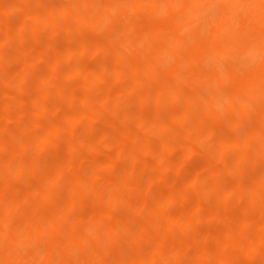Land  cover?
<instances>
[{"label": "bare ground", "instance_id": "1", "mask_svg": "<svg viewBox=\"0 0 264 264\" xmlns=\"http://www.w3.org/2000/svg\"><path fill=\"white\" fill-rule=\"evenodd\" d=\"M52 2L0 0V264H264V0Z\"/></svg>", "mask_w": 264, "mask_h": 264}, {"label": "rangeland", "instance_id": "2", "mask_svg": "<svg viewBox=\"0 0 264 264\" xmlns=\"http://www.w3.org/2000/svg\"><path fill=\"white\" fill-rule=\"evenodd\" d=\"M51 1H60V0H51ZM63 1V0H62ZM52 2V3H53ZM65 2V1H64ZM64 2H59V3H64ZM56 3V2H55ZM107 32V31H106ZM103 33V34H102ZM109 34H111L110 32L108 33H104V31H102V32H100V33H98V32H96V34L95 35H93V37H92V35H89L88 36V39H89V42H91V39L93 38L94 40H96L95 38H97L98 40L99 39H104V40H106L107 42L108 41H110V40H107L108 38L110 39V36L111 35H109ZM62 35V34H61ZM60 36V35H59ZM58 36V37H59ZM49 37V36H48ZM47 37V38H48ZM95 37V38H94ZM44 38L43 40V42L45 43V44H43V42L41 43L42 44V47H44V48H46V45H48L49 43H51L52 45L53 44H62L63 43V40L65 41V39H64V37L62 36L61 38L59 37V38H57L56 39V37H54V39H53V37H51V39L50 38ZM47 39V41L46 42H48L47 44H46V42H45V40ZM92 39V40H93ZM97 40V41H98ZM112 40V39H111ZM103 41V40H102ZM95 42V41H94ZM93 42V43H94ZM112 42V41H111ZM20 43V42H19ZM22 43V42H21ZM24 43V42H23ZM29 42L28 41H25V44H28ZM92 43V42H91ZM91 44L92 46H95L94 44ZM103 43H104V41H103ZM14 44H16V42L14 43ZM22 45V44H21ZM50 45V44H49ZM56 45V46H57ZM91 45H89V46H91ZM13 46V45H12ZM51 46V45H50ZM50 46H48V47H50ZM59 46V45H58ZM91 46V47H92ZM17 48V47H16ZM87 48H89L88 46H87ZM96 48H97V51H98V49H101L102 50V52L104 53V49L103 48H98L97 46H95V47H92V48H90V49H88V51H91V52H89V53H92L93 51H95V53H93V54H88L89 56H92V57H89V58H87V60H88V64L90 63V65L91 64H97L99 61V59H100V61H101V58H102V55L101 56H98V55H96V54H98V52L96 53ZM12 50H14V49H12ZM11 49L9 50L10 52H13ZM16 50V49H15ZM14 50V51H15ZM41 50V49H40ZM101 50H100V52H101ZM53 54V53H52ZM81 54H79V55H77V56H75V59L76 60H78V58L80 59L81 58V56H80ZM98 56V57H94V56ZM57 61L59 62V71H60V73L61 74H64V73H67V72H69L70 74H72V72H74L75 74L76 73H79L80 71H78V68H74V67H72L71 69H72V71L70 72L69 70H70V65L68 66V64L66 63V57L63 55V54H60V55H58L57 57ZM82 58H83V56H82ZM81 58V59H82ZM97 58H99V59H97ZM81 59H80V61H81ZM92 59V60H91ZM86 60V58L84 59V61ZM90 61V62H89ZM86 63H87V61H86ZM100 63V62H99ZM98 63V64H99ZM94 65V66H95ZM13 68H15V66H12ZM10 68H11V66H10ZM9 68V69H10ZM8 69V68H7ZM3 70V71H0V78H1V80H3V79H7L8 78V76H10V75H8V73H7V71L8 70ZM10 70H12V68L10 69ZM9 70V71H10ZM14 71V70H13ZM11 73H12V71H11ZM10 73V74H11ZM68 73V74H69ZM73 73V74H74ZM7 76V77H6ZM30 76V75H29ZM29 76H26V77H24L23 79H22V81H24L23 83H25L24 85L26 86V87H30V85H31V80L32 79H30V78H32V77H30L29 78ZM6 77V78H5ZM30 79V80H29ZM33 80H34V78H33ZM17 81V80H16ZM18 82H20V79H18ZM33 82V81H32ZM22 83V82H21ZM23 85V86H24ZM16 90V89H15ZM10 92V91H9ZM15 92V91H14ZM13 92V94H16V93H14ZM5 93V92H4ZM12 93V92H11ZM7 94H9V93H7ZM7 94H6V96H7ZM5 94H3V92H0V105H1V107H0V113H1V111L2 110H5V111H10V113L12 112L13 113V111H14V107H13V105L11 104V106H6L7 104H5ZM27 99L28 98H26V99H23L25 102H27ZM29 100V99H28ZM27 103H29V102H27ZM24 106V105H23ZM25 106H27V105H25ZM3 108V109H2ZM5 108V109H4ZM30 108V105H28V107H27V109H29ZM34 108V107H33ZM33 108H31V110L33 109ZM35 109V108H34ZM30 110V111H31ZM5 111H2V112H5ZM99 112V111H98ZM102 113V112H101ZM58 118L59 117V115H55V116H46V118H50V119H53V118ZM54 118V119H55ZM94 122V123H93ZM93 122H88L87 124H84V125H82V127H79V131L81 130V132H82V129L84 128V127H86V128H88V129H90L91 127H92V125L93 126H96V125H98L99 126V123H97V122H95V121H93ZM95 124V125H94ZM11 126H15L14 124H12ZM90 128H89V127ZM86 128H84L85 130V132L83 133V134H87L86 136L85 135H82V133L81 134H78L79 135V137H81V139H89V135H90V137H91V131H94L93 130V127L90 129V130H88L87 129V131H86ZM95 128V127H94ZM77 130V131H78ZM111 131H113V132H111ZM109 133H110V138H111V136H114V135H116V134H114V131H116L115 129L114 130H111ZM117 132V131H116ZM115 132V133H116ZM111 134H113V135H111ZM231 134V133H230ZM153 135V134H152ZM232 135H233V133H232ZM145 138V137H144ZM87 139V140H88ZM90 139H92V138H90ZM103 139H105V140H103ZM108 138H102V139H98V141H96L98 144H99V146H100V150L98 151V152H96V153H94V157L96 158V159H98V160H101V159H104L105 157H107V156H110V155H113V153H114V149L113 148H111V146H110V141H109V139L107 140ZM149 143H153L155 140L153 139V136L152 137H150V136H148L147 137V139H146ZM145 140V141H146ZM84 141V140H83ZM83 141H82V143H83ZM92 141V140H91ZM215 142V141H214ZM80 144V143H79ZM82 145V144H81ZM83 145H86V144H83ZM212 145V144H211ZM110 146V147H109ZM80 147V146H79ZM83 149V151H85V152H87L88 151V147L87 146H83L82 148H81V150ZM50 153V155H48ZM53 152H52V150L50 149V150H48V152L46 153H41V154H38L37 156H36V160L35 161H37V159H38V161H39V159H42V160H46V159H48L49 158V156L50 157H52V154ZM203 155L205 156V158H207V159H212V158H214V151H213V149L211 148V147H209V148H206L203 152ZM37 161V162H38ZM47 161V160H46ZM45 161V162H46ZM40 162V161H39ZM186 162L189 164V166H191V167H195V165H197V164H199L200 163V160H198V159H196V157H191V158H188V159H186ZM38 171H40L41 172V175H42V170H38ZM39 173V172H38ZM37 174V173H36ZM169 174V176H170V174H171V172H169V173H167V175ZM172 174H173V172H172ZM183 175H185L184 173H182ZM182 174H180V175H182ZM38 175V174H37ZM39 176V175H38ZM172 176V175H171ZM173 176H175V175H173ZM186 176V175H185ZM27 177V178H26ZM24 179H25V181H27L28 180V176H26ZM184 177V176H183ZM250 179V178H249ZM29 181H32L31 179L29 180ZM36 182V181H35ZM33 184H35L34 183V181L32 182ZM37 183V182H36ZM203 197H204V195H203ZM211 202H213V201H211ZM210 202V203H211ZM206 203V202H205ZM213 204V203H212ZM211 204V205H212ZM208 206V205H207ZM215 206V205H214ZM209 207H211V206H209ZM178 231V230H177ZM206 231V230H205ZM180 232V231H179ZM204 232V231H203ZM174 234H176V236L179 234V233H174ZM178 237V236H177ZM176 237V238H177ZM181 236L179 235V237L178 238H180Z\"/></svg>", "mask_w": 264, "mask_h": 264}]
</instances>
